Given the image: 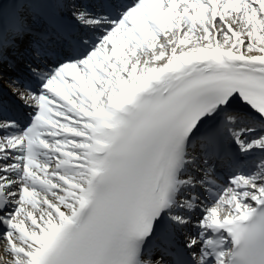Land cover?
Masks as SVG:
<instances>
[{
    "label": "snow or ice",
    "instance_id": "snow-or-ice-1",
    "mask_svg": "<svg viewBox=\"0 0 264 264\" xmlns=\"http://www.w3.org/2000/svg\"><path fill=\"white\" fill-rule=\"evenodd\" d=\"M0 264H264V0H0Z\"/></svg>",
    "mask_w": 264,
    "mask_h": 264
}]
</instances>
